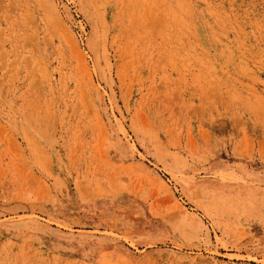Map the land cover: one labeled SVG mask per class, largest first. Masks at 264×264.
<instances>
[{"label": "rangeland", "instance_id": "rangeland-1", "mask_svg": "<svg viewBox=\"0 0 264 264\" xmlns=\"http://www.w3.org/2000/svg\"><path fill=\"white\" fill-rule=\"evenodd\" d=\"M0 264H264V0H0Z\"/></svg>", "mask_w": 264, "mask_h": 264}]
</instances>
